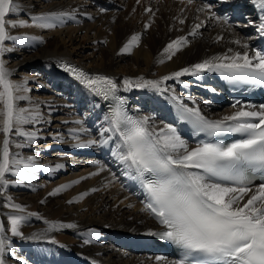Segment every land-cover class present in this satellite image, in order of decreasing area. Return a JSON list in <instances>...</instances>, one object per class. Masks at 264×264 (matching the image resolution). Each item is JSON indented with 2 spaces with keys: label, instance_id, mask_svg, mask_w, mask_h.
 Returning <instances> with one entry per match:
<instances>
[{
  "label": "bare ground",
  "instance_id": "bare-ground-1",
  "mask_svg": "<svg viewBox=\"0 0 264 264\" xmlns=\"http://www.w3.org/2000/svg\"><path fill=\"white\" fill-rule=\"evenodd\" d=\"M14 3L19 11L6 19L27 21V25L9 27L8 31L25 39L21 43L6 41L5 47L13 51L5 53L3 59L12 71L10 79L16 83L27 81L17 95L28 99L17 101V108L39 112L40 120L21 126L25 132L37 133L34 140L17 135L14 130L9 137V148L17 159L35 157L40 169L33 180L0 189V220L6 229L9 213L36 214L21 225L23 237L6 233L11 237V254L5 256L6 264H94L93 260L100 264H172L177 258L149 234L156 232L159 224L142 210L146 194L137 180L125 175L124 166L111 155L115 143L74 147L88 140H100L101 127L108 126L104 119L106 111L98 97L66 75L57 63L67 62L80 70L111 75L122 88L126 77L133 81L138 77L159 80L224 54L229 48L233 52L243 51L241 45L232 43L237 38L242 44L247 43L249 50H257V7L251 0L227 3L220 0H192V3L188 0H14ZM209 4L217 15L228 18L231 29L211 19L207 11L197 10ZM149 7L152 13L145 12ZM52 12H69L72 16L64 17L63 23L53 21L56 23L53 28L32 23L31 17ZM181 19L185 23L181 24ZM200 22L203 26L197 34L190 35L193 26ZM145 24L150 27L145 28ZM137 34L139 43L130 52L121 53V48ZM180 36L187 37L188 43L168 59L164 48ZM217 36L223 39L217 41ZM220 87V82L208 73L200 77L185 75L161 84V89L180 95L190 107L191 97L202 112L215 119L230 115L241 105L258 110L264 104L247 99L239 101L237 108L227 100L216 103L207 93L211 88L221 92ZM124 92L135 111L153 117L152 127L159 129L171 124L165 119L160 91L132 88ZM74 129L85 131L74 134ZM3 139L0 132V146ZM58 164L63 167L56 169ZM6 179L19 178L8 174ZM77 180L79 183L71 184ZM65 184L71 186L49 195ZM82 193L87 195L74 200ZM8 197L12 203L22 205L23 212L6 207ZM50 222L57 227L50 228ZM68 224L75 227L69 228ZM33 236L40 238L32 239Z\"/></svg>",
  "mask_w": 264,
  "mask_h": 264
},
{
  "label": "snow or ice",
  "instance_id": "snow-or-ice-1",
  "mask_svg": "<svg viewBox=\"0 0 264 264\" xmlns=\"http://www.w3.org/2000/svg\"><path fill=\"white\" fill-rule=\"evenodd\" d=\"M188 2L192 3V0ZM220 2L227 3L229 0ZM251 3L262 13L257 30L264 35V0H251ZM197 10L207 11L209 17L222 27L232 28L228 18L217 15L212 5ZM18 11L19 6L14 0H0V104L3 106L0 109V132L4 134L0 146V189L12 183L31 181L40 169L35 157L17 159L9 148V137L14 130L17 135L34 140L37 133L25 132L21 126L29 122L39 123L40 120L39 112L17 108V101L28 99L27 96L17 95L27 81L16 83L10 79L12 71L5 66L3 59L5 53L13 51L5 47L6 41L21 43L25 39L10 35L8 31L9 27L27 25V21L6 19L9 14ZM145 12L152 13V9L146 8ZM69 16L72 13L52 12L33 16L31 20L41 28H53L56 26L53 21L63 23V18ZM180 23H185V20L181 19ZM248 23L252 25L251 20ZM202 26L203 22L196 23L190 35L195 36ZM148 27L150 24H145V28ZM216 39L222 40L223 36H217ZM139 41L140 36L133 35L121 48V53L130 52ZM187 43L188 38L180 36L164 48V53L171 59ZM232 43L241 45L244 50L233 52L229 48L224 54L182 68L159 80L138 77L133 81L126 77L123 88L125 91L132 88L161 91L164 81L173 78L179 80L185 75L200 77L204 73H219L224 81L233 86L264 87V50H249L248 44H242L239 38ZM61 67L93 96L114 101L104 117L108 126L101 127L100 140H88L74 147L115 143V147L110 150L111 155L124 166L125 175L137 180L146 194L142 210L163 226L162 231L149 234L170 242L177 250V259L172 264H264V104L258 110L251 105H241L230 115L209 119L196 106L194 99L188 98L193 105L190 107L173 95L171 100L175 105L178 124L190 126L193 136H204L196 147L189 148L176 125L166 124L157 129L150 124L153 117L130 114L125 100L116 95L120 86L113 78L89 75L70 65ZM24 90L28 91L26 88ZM209 90L216 91L214 88ZM239 104L237 101L233 108ZM83 131L72 130L74 134ZM226 134L239 138L225 142ZM62 167L60 164L55 166L56 169ZM133 172L135 175H132ZM8 174L19 179L9 181L6 179ZM257 177L261 178V182L254 186ZM75 183L79 181L71 182ZM71 184L60 185L49 195L54 196ZM85 195L87 193H82L74 200L82 199ZM7 199L6 207L23 212L22 205L12 203L11 197ZM34 215L9 213L6 217L9 225L7 229L4 221L0 220V264H6L5 256L11 254V237H23L21 225ZM55 227L57 225L50 222V228ZM67 227L75 225L68 224ZM7 232H10L11 237ZM159 259L161 257H157Z\"/></svg>",
  "mask_w": 264,
  "mask_h": 264
},
{
  "label": "rangeland",
  "instance_id": "rangeland-1",
  "mask_svg": "<svg viewBox=\"0 0 264 264\" xmlns=\"http://www.w3.org/2000/svg\"><path fill=\"white\" fill-rule=\"evenodd\" d=\"M53 64V63H52Z\"/></svg>",
  "mask_w": 264,
  "mask_h": 264
}]
</instances>
